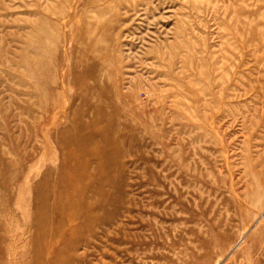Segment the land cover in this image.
Here are the masks:
<instances>
[{"label":"rangeland","instance_id":"1","mask_svg":"<svg viewBox=\"0 0 264 264\" xmlns=\"http://www.w3.org/2000/svg\"><path fill=\"white\" fill-rule=\"evenodd\" d=\"M0 264H264V0H0Z\"/></svg>","mask_w":264,"mask_h":264},{"label":"bare ground","instance_id":"2","mask_svg":"<svg viewBox=\"0 0 264 264\" xmlns=\"http://www.w3.org/2000/svg\"><path fill=\"white\" fill-rule=\"evenodd\" d=\"M78 114L80 118L81 113L78 112ZM89 127L90 126H86L84 123H82V121L80 122V124L77 125V122L75 120H72L71 124L67 126V128L58 137L57 142H58V145L61 146V148L64 150V153L70 154L71 160L73 162L79 157L77 153H79L82 158H86L87 160L89 158H93L94 156L97 157L101 161V163L99 164L98 171L100 173V176H102L104 172L107 171L106 170V168H108L107 162L110 159V156L113 154L114 145L111 144L108 139H103V141L101 142L99 140V142H97L95 139L98 140V138L102 137L103 133L84 132ZM66 164H65V168H68ZM74 168L78 171L80 169V164L75 165ZM81 168L83 169L81 172H84V174L82 175H86V178L81 179L82 181L81 190L73 188L75 192L78 191L76 192L77 194H75L74 200L75 201L80 200L82 204H84V207L86 209H89L91 205V198L88 197V193L93 190H95L94 193H98V191L102 192L104 185L102 181L100 180L97 186L94 187L93 185L95 184H93V182H94L95 177L89 173L88 165L86 163H81ZM48 179L49 177L46 175L45 179L42 180L43 182L39 184V187H38L39 189H38L37 194L39 198V206H38L39 211L48 210L47 204L45 203V201L47 200L46 184L49 183ZM59 180L61 182L65 181V186L67 187V189L72 188V182L66 181V176L60 175ZM62 189L63 188L61 189L58 188L56 190L55 199H54L56 201L55 204H59L63 202ZM81 198H84L85 200L82 201ZM55 212L56 211H53V213ZM86 212H89V211L87 210ZM76 214L78 215V213L75 211L73 215L75 216ZM89 216H92V215L89 214ZM60 222L62 223L63 219H61Z\"/></svg>","mask_w":264,"mask_h":264}]
</instances>
